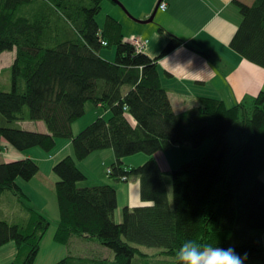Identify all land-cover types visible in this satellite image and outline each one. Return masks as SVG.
<instances>
[{
    "label": "trees",
    "instance_id": "trees-1",
    "mask_svg": "<svg viewBox=\"0 0 264 264\" xmlns=\"http://www.w3.org/2000/svg\"><path fill=\"white\" fill-rule=\"evenodd\" d=\"M103 1L0 0V55L14 54L10 90H0V151L5 144L19 153L38 148L49 154L65 140L73 152L52 167L53 241L89 254L69 253L55 264H179L178 250L187 241L233 248L246 254L245 263L264 264V90L230 108L201 97L197 108L175 114L157 62L184 42L171 36L155 58L137 53L117 20L106 16L102 27L96 22ZM234 4L241 19L229 47L264 69V0ZM110 45L112 62L101 57ZM87 103L110 115L73 134ZM24 122H42L47 132L25 131ZM206 141L213 145L205 155L171 171L155 160L174 147L197 149ZM104 150L114 157L108 177L113 183L137 179L144 204L123 207L120 223L115 188L82 187L86 177L75 164ZM139 154L147 161L125 164ZM38 173L31 159L0 163V205L4 197L17 208L0 219V248H17L11 264H34L50 228L18 185ZM139 247L159 252L148 255Z\"/></svg>",
    "mask_w": 264,
    "mask_h": 264
},
{
    "label": "crops",
    "instance_id": "crops-1",
    "mask_svg": "<svg viewBox=\"0 0 264 264\" xmlns=\"http://www.w3.org/2000/svg\"><path fill=\"white\" fill-rule=\"evenodd\" d=\"M118 1L137 20H146L149 18L158 2V0ZM162 1L166 4V10H157L160 14L158 15V12H156L154 18H157L158 22L151 32L149 29L144 28L148 27L146 25L150 23L146 25L136 23L135 27L137 28H134L129 26V20L124 16L119 17L116 15V20L122 27V36L124 34L123 32H126L127 27L130 33L139 34L142 38L147 36L148 40H146L147 44L143 53L150 58H155L160 53L171 36H176L184 42V45L157 62L161 85L167 92L170 105L175 114H182L197 108L198 100L201 97L220 100L224 104L226 103V107L229 106L228 108H230L246 97L256 96L264 89V69L248 62L229 47L230 41L241 19L234 2L239 1L240 3L250 5L252 0ZM156 28L157 30H155ZM198 52L207 55L204 56ZM11 55H13V62V53H3L0 55V76L12 64L11 62L8 67L3 68L2 58L6 57L10 60L11 57L9 56ZM96 109L103 108L98 106ZM106 115L108 114L104 110L98 117H104ZM85 124L87 125L89 123L80 124L78 129H82L86 126ZM73 125L72 131L74 130ZM20 127L28 132L41 134L47 132L42 122H24L20 124ZM73 134L76 133L73 131ZM70 148L71 145L68 141L58 140L56 147L49 154L42 152L38 148H32L19 153L5 144L0 151V163L31 159L38 164L39 173L31 181H33V185L40 184L42 191H46V193L48 191L49 196H31L30 194L26 195V193L24 195L29 200V205L47 219H50L48 214L51 212L54 220H58V210L55 212L57 208L56 199L53 193L57 178L52 172V167L64 157L73 155V152L71 153L72 148L71 151ZM174 148H178L177 151L183 150L182 146ZM171 153L170 150L164 153L162 157L166 169L162 168V161L158 158L157 154L155 155V160L163 171L173 170V164L177 162V157ZM49 155L50 159L48 158ZM142 157L135 155L125 158L124 162L128 167H137L147 161V157ZM113 161L114 157L112 152L110 150H104L92 153L85 160L76 162L75 164L84 176H87V179L90 176V169L93 165L109 164L110 167ZM102 182L112 185V183H109V180H103ZM25 183L27 182L18 181V185L22 191L26 190L27 186H25ZM115 184V186H112L116 190V210H119L120 200L124 207L132 208L144 205L140 201L139 182L137 179L131 178L127 182ZM81 186L88 187V184L87 182H83ZM11 213L13 212L7 214L3 206H0V219L8 215L10 216ZM76 247L81 250V246ZM13 249L9 248L10 255H14L15 250Z\"/></svg>",
    "mask_w": 264,
    "mask_h": 264
},
{
    "label": "rangeland",
    "instance_id": "rangeland-1",
    "mask_svg": "<svg viewBox=\"0 0 264 264\" xmlns=\"http://www.w3.org/2000/svg\"><path fill=\"white\" fill-rule=\"evenodd\" d=\"M157 14L159 15L160 12H158ZM116 15H118L119 17L124 16L127 20H129L128 21L129 26L137 28V27H135L136 23L131 21L125 15V13L121 9H119L116 5H114L113 3H111L110 1H107V0L102 2L101 11L96 16V22L99 24L100 27H102L104 19L106 16H110L116 20ZM157 22H158V19L154 18L153 21L149 25H146L148 27H144V28L149 29L151 32L152 29L154 28L155 24H157ZM155 30H157V28ZM123 33H124L123 39L125 42H129L130 39H132L134 37L140 38V39L145 40V41L148 40L147 36H145V38H142L141 35H139V34L130 33L128 27L126 29V32H123ZM101 51H102L101 57L106 59L105 61L110 60L112 62L114 60L115 46L110 45L109 47L103 48ZM9 57H11L10 60L7 59L6 57L2 58V67L3 68L4 67L6 68L11 64L13 55H11ZM110 61H108V62H110ZM9 82H10V73H9V71L5 70V71H3L2 75L0 76V90L9 91L10 90ZM225 105H226V103H225ZM103 112H104V109H96L92 104L87 103L85 105L84 116L80 120L73 123L74 124L73 125L74 133H76V134L79 133L84 127L89 125V124H87V125L85 124L86 126H84V127L82 126L83 127L82 129L81 128L78 129V127H80V124H84L86 122L91 123L94 119H96ZM107 114L108 115L104 116L105 118H108L110 115L109 113H107ZM212 145H213L212 141H206L204 144H202L197 149H192L191 147H188V146H186V147L183 146L182 151H177L178 148L170 149L172 152L171 154H175V156L177 157V162H175V164H173L174 165L173 169H176L177 167H179L181 164H183L185 162H188V161L202 157L203 155H205L209 151V149L212 147ZM70 151H71V148H70ZM169 151H167V152H169ZM71 153H72V151H71ZM164 153H166V152H164ZM164 153H158L157 154L158 158L161 161H162V157H163ZM138 156L144 157V155H142V154H139ZM48 158L50 159V155ZM133 160H135V159H133ZM136 163H139V162H136ZM162 168L166 169V166L163 163V161H162ZM108 170H110L109 164L108 165L107 164H104V165L103 164L102 165L101 164H98V165L95 164V166L93 165L90 169V171H91V173L89 172L90 176L84 182H87L88 187H93V186H98V185L99 186L100 185H106V183H104L102 181L103 180H105V181L109 180L110 181L109 183L110 184L112 183V185L115 186L116 184L113 183L112 179H110L108 177V172H107ZM261 179L264 180V173L262 174ZM121 182H126V181L123 180ZM25 186H27L26 190H23V191H24V194L26 193V195L30 194L31 196H49L48 191H47V193H46V191H42L41 185L40 184L33 185V181H30L29 183H25ZM2 200L3 201H2V204L0 206H3L4 211L7 214H9L10 212L15 213V211H17V208L13 207L12 204H4L3 203L4 197ZM28 204H29V202H28ZM123 207L124 206H122V201L120 200L119 210H116V212L118 213V218H117V213H116V221L118 220L116 223H120L122 220V209H123ZM55 212H57V208L55 209ZM48 215L50 217V219H48L50 222V228L48 229V231L46 232V234L43 236V238L41 240L40 250H39V253L35 259L34 264H55L59 260L65 258L67 255H69V253H70V255H74V256L88 255L89 254L87 251H84V249L79 250V248L76 247L75 245H72L71 247L67 248L63 245H60V244L54 242L53 241V233L55 231L58 220L57 219L54 220L51 212H49ZM57 217H58V212H57ZM9 248H14L13 249V250H15V252L13 251L14 255H12V254L10 255ZM139 248L143 253L148 254V255L157 254L159 252V249L144 248V247H139ZM103 250L107 254H111V256H112L111 251H109L108 249H103ZM97 252H98V254H100V249L97 248ZM15 254H17V248H16V245L13 243H11L8 246H4V247L0 248V264L12 263L16 258ZM245 264H249V263H245Z\"/></svg>",
    "mask_w": 264,
    "mask_h": 264
},
{
    "label": "clouds",
    "instance_id": "clouds-1",
    "mask_svg": "<svg viewBox=\"0 0 264 264\" xmlns=\"http://www.w3.org/2000/svg\"><path fill=\"white\" fill-rule=\"evenodd\" d=\"M176 259L179 264H245L246 254L240 256L233 248L201 246L187 241L178 250Z\"/></svg>",
    "mask_w": 264,
    "mask_h": 264
},
{
    "label": "water",
    "instance_id": "water-1",
    "mask_svg": "<svg viewBox=\"0 0 264 264\" xmlns=\"http://www.w3.org/2000/svg\"><path fill=\"white\" fill-rule=\"evenodd\" d=\"M114 5H116L117 7H119L124 13L125 15L130 19L132 20L133 22L137 23V24H140V25H146V24H149L153 21L154 19V16L158 10V6L160 4V2L162 0H159L158 3L156 4V6L154 7L151 15L149 16V18H147L146 20H137L135 19L134 17H132L128 12L127 10L124 8V6L122 5V3H120L118 0H110Z\"/></svg>",
    "mask_w": 264,
    "mask_h": 264
},
{
    "label": "built area",
    "instance_id": "built-area-1",
    "mask_svg": "<svg viewBox=\"0 0 264 264\" xmlns=\"http://www.w3.org/2000/svg\"><path fill=\"white\" fill-rule=\"evenodd\" d=\"M158 9L161 10V11H165L166 10V4L163 1H161L160 4H159V6H158ZM128 43H130L135 48V51L137 53H141V52L144 51L145 46L147 44V41L142 40L140 38L134 37V38L130 39V41ZM107 172H108V174H110L111 171L108 170Z\"/></svg>",
    "mask_w": 264,
    "mask_h": 264
}]
</instances>
